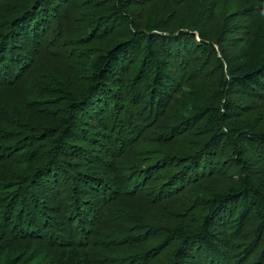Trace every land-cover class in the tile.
Returning <instances> with one entry per match:
<instances>
[{
    "label": "trees",
    "instance_id": "16d2710c",
    "mask_svg": "<svg viewBox=\"0 0 264 264\" xmlns=\"http://www.w3.org/2000/svg\"><path fill=\"white\" fill-rule=\"evenodd\" d=\"M0 264H264V0H0Z\"/></svg>",
    "mask_w": 264,
    "mask_h": 264
}]
</instances>
